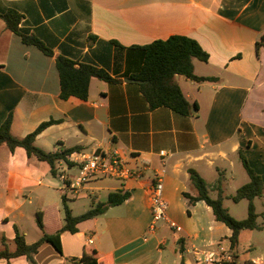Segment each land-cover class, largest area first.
I'll return each instance as SVG.
<instances>
[{
  "label": "crops",
  "instance_id": "crops-1",
  "mask_svg": "<svg viewBox=\"0 0 264 264\" xmlns=\"http://www.w3.org/2000/svg\"><path fill=\"white\" fill-rule=\"evenodd\" d=\"M7 8L20 14L18 27L52 55L23 43L0 18V124L11 112L10 132L22 137L55 119L35 137L43 150L78 146L116 153L139 175L90 179L72 193L48 179L47 162L28 157L22 147L10 152L0 144V248L4 240L14 249V226L27 243L38 239L36 212L47 232L59 229L62 194L76 215L72 206L79 197L97 201L102 191L106 198L110 191L129 192L122 203L79 221L76 231H62L61 252L43 243L32 261L21 255L0 257V264H78L71 259L91 251L98 264H264V240L252 238L257 228L240 230L231 248L230 229L211 208L202 200L189 204L182 195L196 193L188 168L205 179L213 168L219 172L224 163L231 165L240 148L261 178L263 194L253 204L257 217L264 215V42L255 44L264 32V0H0V11ZM172 34L195 39L208 59H192L194 74L215 77L195 81L174 75L183 95L197 104L189 115L150 108L139 82L124 79L142 64L140 47ZM57 55L75 66L101 68L117 80L92 76L86 99H61ZM58 165L63 167L62 161ZM157 174L167 220L151 229L149 195ZM216 180L205 179L217 194ZM223 195L228 196L224 190ZM204 252L215 253L214 260H203Z\"/></svg>",
  "mask_w": 264,
  "mask_h": 264
},
{
  "label": "trees",
  "instance_id": "trees-1",
  "mask_svg": "<svg viewBox=\"0 0 264 264\" xmlns=\"http://www.w3.org/2000/svg\"><path fill=\"white\" fill-rule=\"evenodd\" d=\"M0 18L4 21L5 27L16 33L23 43L36 46L45 55H52L51 49L45 46L35 35L28 34L18 27L20 14L17 11L7 8L4 11H0ZM263 42L264 32L260 35L259 42L257 41L255 44H263ZM140 48L143 51L142 64L138 71L133 73L131 77L140 80L138 83L139 90L147 101L148 106L150 108L167 107L181 115L195 113L197 104L187 100L173 78L174 75L179 74L195 81L213 80L215 77L197 76L193 71L192 59L197 58L201 61H206L208 59V53L195 39L181 34H172L164 39L152 40ZM55 67L59 79V97L61 99H66L69 96L86 99L89 78L92 76L105 81L117 80L101 68L91 64H79L75 66L72 60L61 55L55 57ZM54 122H57V120L49 119L42 121L24 136L15 137L10 132L11 112H8L0 124V144H5L10 152L16 147H22L28 157L33 156L38 160L47 162L51 174L56 176L58 162L64 161L69 164L67 156L74 151H80V149L78 146H72L46 151L35 145L36 135ZM238 156L248 176V180L237 187L234 193L229 196L235 202L243 198L247 200V213L244 218H234L228 212L227 208L223 206L222 200L224 195L219 177L213 185V190H216L217 194L215 198H212L208 194L209 187L205 179L196 170L188 168V177L196 193L190 194L189 192H182V195L189 204H193L197 200L204 201L211 208L214 218L230 229L229 241L231 248L237 244L240 230L258 228L259 225L256 222L257 213L255 212L253 198L262 196L263 194L261 178L250 167L240 148L238 150ZM128 196V191H110L105 201L92 200L90 201L89 208L82 213L73 215L66 203L64 194H62V226L54 232H47L44 228L40 212H36L35 222L41 231L40 237L33 242L27 243L24 235L14 226V249L11 251L8 250L3 240L4 246L0 248V257L9 259L24 255L32 261L33 255L43 243H48L56 251L61 252L59 235L62 231H76V224L79 221L103 213L109 206L122 203ZM71 260L78 264H98L95 251L83 253L80 257H73Z\"/></svg>",
  "mask_w": 264,
  "mask_h": 264
},
{
  "label": "built area",
  "instance_id": "built-area-1",
  "mask_svg": "<svg viewBox=\"0 0 264 264\" xmlns=\"http://www.w3.org/2000/svg\"><path fill=\"white\" fill-rule=\"evenodd\" d=\"M160 155H165V150H159ZM70 164L62 161V166L57 165L56 176L60 179L62 186L75 193L78 188L86 181L94 178L111 177L119 180H124L132 177H137L139 171L128 167L125 162L116 153H105L102 151H74L67 156ZM74 170L73 173H68L65 170ZM150 186L149 209L151 221L149 227L153 229L155 223L160 220H167L166 209L167 202L162 194V175L157 174L153 177ZM171 227L178 229L173 221H168ZM213 252H204L203 260L211 262L214 260Z\"/></svg>",
  "mask_w": 264,
  "mask_h": 264
},
{
  "label": "rangeland",
  "instance_id": "rangeland-1",
  "mask_svg": "<svg viewBox=\"0 0 264 264\" xmlns=\"http://www.w3.org/2000/svg\"><path fill=\"white\" fill-rule=\"evenodd\" d=\"M39 143H35V145H38ZM40 147V146H39ZM41 148V147H40ZM49 150V149H47ZM231 159H232V164L229 165L228 162L224 163L221 166V169L219 170V172H215L214 168H213V172L212 174H205L204 178L207 181H212L219 177V179H221V185L222 188L224 190V193L227 194V198L222 200L223 206L228 208L229 213L233 214V217H239L237 219H241L244 218L246 216V210H247V200L246 199H240L238 201H233L229 195L233 194L235 189L237 187H239L240 185H242L243 183H245L248 179V176L241 164L240 159L238 158L237 154H232L231 155ZM63 168H67L66 166H64ZM68 173H73L74 170H65ZM48 179H50L53 184L55 185H60L61 181L57 176H52L50 174H48ZM208 183V182H207ZM209 196L212 198L216 197V193L213 191L209 190ZM55 195V194H54ZM101 201H105L106 200V192L102 191V193H100L99 197H98ZM76 202L73 204L72 206V211L75 214H78L82 211H84L85 208L88 207L89 201L90 199L88 197H79L75 200ZM257 201V199H254V203ZM63 212L60 209V215H62ZM234 217V218H236ZM34 223V219H32ZM257 223L259 224V227L256 230H252V238L255 240H264V215L262 216H258L257 217ZM27 223L30 224V222L27 221ZM35 225V224H32ZM244 245V241H241L238 245V252L242 251ZM246 253H250L251 250L248 249V247H246L245 249Z\"/></svg>",
  "mask_w": 264,
  "mask_h": 264
},
{
  "label": "water",
  "instance_id": "water-1",
  "mask_svg": "<svg viewBox=\"0 0 264 264\" xmlns=\"http://www.w3.org/2000/svg\"><path fill=\"white\" fill-rule=\"evenodd\" d=\"M125 80H128V81H137V82H139L140 80L139 79H135V78H128V77H126V78H124Z\"/></svg>",
  "mask_w": 264,
  "mask_h": 264
}]
</instances>
